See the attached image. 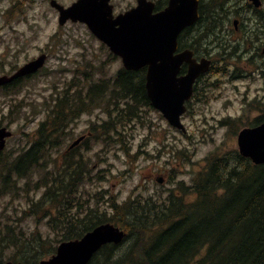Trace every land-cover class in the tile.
<instances>
[{"label":"rangeland","instance_id":"374dc122","mask_svg":"<svg viewBox=\"0 0 264 264\" xmlns=\"http://www.w3.org/2000/svg\"><path fill=\"white\" fill-rule=\"evenodd\" d=\"M35 1L37 11L30 10L26 16L17 15L20 5L7 13L0 12V27H9L0 32V75L24 64L48 47L53 49L45 69L24 83L20 92L12 95L0 93V127L6 126L14 132L3 152L16 153L34 139L36 129L48 116L53 98L60 93L63 95L66 87L70 86L72 95L76 86L84 84L86 87L101 78L114 79L123 67L121 59L111 56L109 49L86 24L68 21L61 26L59 14L49 0ZM58 1L70 5L75 0ZM112 3L115 13H119L135 6L136 0H112ZM245 4L247 0H232L226 4L225 8L230 12L223 26L229 34L225 37L240 36L232 32L233 20L239 18L242 21V18L231 15L232 20H229V15L237 8L243 7V21L256 23V9L253 6L247 8ZM6 6V1H0V10ZM195 27L197 33L198 25ZM254 27L255 24L248 29ZM24 36L28 40L23 46L18 42L24 41ZM201 44L202 49L211 51V59L217 68L199 85L196 97L182 117L186 133L172 126L153 106L146 104L136 117L133 111L136 109L119 111L124 105H112L110 97L70 125L62 147L53 155L61 161L76 138L92 132L76 151V159L82 156V164L90 168V182L86 181L80 190L93 208L99 202L102 204L100 209H106L110 216L112 209L109 205L113 199L118 203L137 199L152 207L153 202L145 201L150 198L161 204L172 189L178 192L177 188L182 185L191 186L192 179L207 164L209 156H223L238 150L240 129L254 125L257 118L264 119L261 110L264 109V44H250L240 52V58L236 56L228 60L219 55L221 50L214 36L202 39ZM7 51L11 55L3 62V54ZM252 55L254 58L250 62ZM88 73L93 74L91 79H88ZM129 110L132 111L129 113ZM103 124L114 130L107 134L99 127ZM73 158L74 155L67 159ZM160 178H163L162 183L158 181ZM26 207L25 202L1 197L0 219L7 215L6 212L15 216ZM22 224L27 235L37 226L32 218L22 220ZM40 229L51 241L57 238L46 225H41ZM53 244L57 246L59 243ZM13 252L5 251L4 261Z\"/></svg>","mask_w":264,"mask_h":264},{"label":"trees","instance_id":"16d2710c","mask_svg":"<svg viewBox=\"0 0 264 264\" xmlns=\"http://www.w3.org/2000/svg\"><path fill=\"white\" fill-rule=\"evenodd\" d=\"M231 1L202 3L198 21L197 41L201 45L202 39L216 36L224 60L240 58L250 41L243 21L238 31L233 30L241 33L237 38L225 37L221 30L230 12L225 6ZM238 12L235 9L229 20L231 15L243 18ZM258 28H264V22L255 23L252 35ZM113 78L76 86L72 95L66 87L37 128L32 144L16 153H1L0 198L25 202L27 207L15 216L6 212L0 219V264L8 250L14 251L9 259L37 264L56 250L54 242L82 237L104 221L123 226L128 234L119 246L104 247L90 264H264V164H255L237 150L209 156L191 186L182 185L178 192L172 189L161 204L146 199L152 207L137 199L124 203L113 199L108 216L101 203L93 208L82 196L80 188L90 176L82 156L70 160L65 155L60 161L53 155L62 147L70 121L80 109H94L108 97L112 105H124L121 110L136 109V117L139 109L150 105L144 70L121 68ZM100 127L107 134L114 130L105 124ZM29 218L37 226L27 235L22 220ZM41 225L57 238L44 237Z\"/></svg>","mask_w":264,"mask_h":264},{"label":"water","instance_id":"95a60500","mask_svg":"<svg viewBox=\"0 0 264 264\" xmlns=\"http://www.w3.org/2000/svg\"><path fill=\"white\" fill-rule=\"evenodd\" d=\"M256 6L260 0H252ZM52 5L60 11V24L68 19L87 23L91 31L112 52L123 59L124 66L137 70L148 66L146 88L153 104L169 122L183 131L181 115L186 112L185 100L192 95L197 77L209 70L211 60L191 63L189 73L178 77L180 66L187 60V52L174 54L178 36L187 26L199 18L198 0H170L169 6L154 12L155 2L138 0L137 6L114 15L111 0H77L65 7L57 0ZM237 24V21L235 22ZM46 56L27 63L12 77H0V84L30 72H35L45 63ZM12 135L6 127L0 128V150L6 138ZM77 139L72 146L81 141ZM239 151L256 164L264 163V122L256 127H247L238 135ZM126 233L111 222L98 225L82 238L63 241L57 253L40 264H88L94 253L107 243H121ZM5 264H25L8 261Z\"/></svg>","mask_w":264,"mask_h":264},{"label":"flooded vegetation","instance_id":"af4514ba","mask_svg":"<svg viewBox=\"0 0 264 264\" xmlns=\"http://www.w3.org/2000/svg\"><path fill=\"white\" fill-rule=\"evenodd\" d=\"M0 1H6L8 3V6L3 8L2 10H0L1 13H7L12 8L16 7L17 5H20V9H17V15H20V16L29 15L30 14V10H33L34 12L37 11V10H35V3H36L35 0H0ZM49 1H51V0H49ZM203 1H205V0H203ZM208 1H212V0H208ZM260 1H261V5L259 7H257V8H255V6L253 5V3L250 0H247V5L245 4V6L247 8L248 7L252 8V6H253L256 9L257 23L258 24L264 22V0H260ZM168 3H169V0H165L164 1V7H166L168 5ZM241 9H243V7H241ZM196 25H198V30H199L200 26H199V22H197L195 25L184 29L182 31V33L180 34V36H179V47H178V49L176 50L175 53L178 54V53L186 51L188 58H187V60H185L181 64V68H180V71L178 73V77H182L185 74H187V72L189 70V67H190V64H191L192 61H194V60L200 61L204 57H210L211 58V51H209L206 48L202 49V47H200L202 44L200 45L199 42L197 41L199 31H197V33L194 32V30L196 28L195 27ZM248 28L249 27H247L248 31H246V34H251L250 31H252L253 28L252 29H248ZM5 29H9V27L8 26L0 27V32L4 31ZM259 31H264V28H258L257 29V33H256V37H255L256 41H258V39H259ZM15 33H17V32H15ZM208 37H210V36H208ZM18 39H20V37H18ZM23 39H24V41H21V42H18V43H21V45L24 46L26 44V42H27L26 40H28V39H27L26 36H24ZM250 39H253L252 34L250 36ZM214 41H215V39H214ZM261 43L264 44V40ZM46 49L47 50L41 51L39 53V55L42 54V53H46V55L48 56V60H49L50 57L53 55V49H52V46L50 48L48 47ZM10 55H11L10 52H8V51L5 52L3 54V56H4L3 58L4 59H2L1 61L6 62L5 59H8L7 57H9ZM37 56L38 55L30 58V60L34 59ZM30 60H28V61H30ZM28 61H26V62H28ZM20 66H22V65H19L18 67H16L13 70H8L7 73L5 71L1 75H5V74L6 75H12L18 70V68ZM213 69L215 70V64L213 65ZM38 73L29 74V75H26V76H23V77L15 78L13 80H10V81L6 82L3 85H0V93L1 94H5V95H12V94H15L17 92H20V91H18V88L22 87L24 85V83H26L28 81H31V79H33L36 75H38ZM211 74L212 73L204 75V76L200 77L196 81L194 94H193L192 98L187 103V107L188 108H189L191 102L193 101V99L196 97V95L198 93L199 85L205 80L206 76L211 77ZM90 135H92L91 132H88L86 137H88Z\"/></svg>","mask_w":264,"mask_h":264},{"label":"bare ground","instance_id":"6f19581e","mask_svg":"<svg viewBox=\"0 0 264 264\" xmlns=\"http://www.w3.org/2000/svg\"><path fill=\"white\" fill-rule=\"evenodd\" d=\"M184 39V38H183ZM108 110V109H107ZM115 111H116V109H115ZM122 111V110H121ZM134 111V110H133ZM136 113V112H135ZM118 114V113H117ZM134 115V114H133ZM120 116V115H119ZM124 116V115H123ZM117 117V116H116ZM129 117V116H128ZM124 118V117H123ZM138 122V121H137ZM102 127H104V126H102ZM96 136V135H95Z\"/></svg>","mask_w":264,"mask_h":264}]
</instances>
